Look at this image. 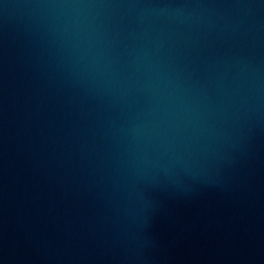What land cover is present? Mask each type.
Listing matches in <instances>:
<instances>
[{
    "label": "water",
    "instance_id": "1",
    "mask_svg": "<svg viewBox=\"0 0 264 264\" xmlns=\"http://www.w3.org/2000/svg\"><path fill=\"white\" fill-rule=\"evenodd\" d=\"M264 81V0H0V264H154Z\"/></svg>",
    "mask_w": 264,
    "mask_h": 264
}]
</instances>
